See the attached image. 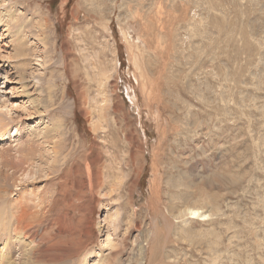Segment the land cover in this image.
<instances>
[{
    "label": "rangeland",
    "instance_id": "1",
    "mask_svg": "<svg viewBox=\"0 0 264 264\" xmlns=\"http://www.w3.org/2000/svg\"><path fill=\"white\" fill-rule=\"evenodd\" d=\"M7 11L26 51L0 36V259L27 262L23 202L56 264H264V0Z\"/></svg>",
    "mask_w": 264,
    "mask_h": 264
},
{
    "label": "bare ground",
    "instance_id": "2",
    "mask_svg": "<svg viewBox=\"0 0 264 264\" xmlns=\"http://www.w3.org/2000/svg\"><path fill=\"white\" fill-rule=\"evenodd\" d=\"M18 23L21 24L20 21H19V19L17 17H14L13 14H10L9 11L6 12V15H2V14L0 15V26L3 27L1 29V31H0V36L3 37V39L7 40V43L9 44V48H11L13 51L15 50L16 55L22 56V54L24 53V51H26V50H24V46L26 44L25 43V39L26 38H25V33H23V31L25 29L23 28L22 25L21 26L18 25ZM17 26L19 27V31H17L18 32V36H17V38L15 40L14 39L12 40L11 39V37H12L11 36L12 31H14L15 28L18 29ZM14 36H16V35H14ZM26 64H22L23 67ZM0 126L6 127V124L0 122ZM54 139H55V137H54ZM53 140H52V142H50V144L56 143ZM60 142H58V143H56V144L53 145V151L52 152L55 155L56 154L57 155L59 154V151L58 150H60V144H59ZM88 174H90V173H88ZM19 202H21V201H19ZM41 212H43V213H40V211H38L37 206L35 208H32L30 205L23 204V202H22V203H18V205L15 206V211L11 214V217H10L11 220H14V229L15 230H19L18 232H20V233L15 234L14 236H17L18 235L17 238H19V240H23L24 243L26 244L25 257H24V259H26L27 262L25 263V261H24L25 264H28L30 262H31V264L32 263L35 264V263H39L40 261H44L45 263H49V264H51V263L56 264L59 261L58 255H56L53 252V250H54L55 246L57 245V242L59 243L61 240L59 241V239L57 238L58 240H55L54 241V238L56 236L55 237H49V238L47 237L50 241L53 240V242L47 244V240H46L47 239L46 238L47 235L46 236H42L41 235V236L37 237V234H38V231H39L38 228L40 227V225L42 223L39 220L40 219L39 217H41L40 216L41 214L42 215L43 214H46V208L42 209ZM188 212H189L190 216L191 215L193 216V218L194 217H196V218L197 217H200L201 220H205V217H207L206 215H204V212L202 211V209L201 208H198V207L189 208L188 209ZM2 218H4V217H2ZM12 222L13 221H11V223ZM4 223H2L1 226H4ZM12 228H13V226H12ZM44 229H46V228H44ZM62 234H63V232H62ZM59 235H60V233H59ZM59 238L61 239V236H59ZM42 245H43V247H42ZM4 249H6V248H4ZM3 257L4 256L2 255V257L0 259V264H12V262L10 261V259L8 260V259H5ZM6 257H7V255H6Z\"/></svg>",
    "mask_w": 264,
    "mask_h": 264
}]
</instances>
